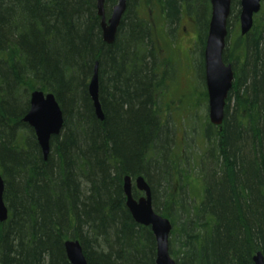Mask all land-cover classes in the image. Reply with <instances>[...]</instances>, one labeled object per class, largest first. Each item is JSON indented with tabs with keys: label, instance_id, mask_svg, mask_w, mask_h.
Segmentation results:
<instances>
[{
	"label": "trees",
	"instance_id": "1",
	"mask_svg": "<svg viewBox=\"0 0 264 264\" xmlns=\"http://www.w3.org/2000/svg\"><path fill=\"white\" fill-rule=\"evenodd\" d=\"M95 1L0 0V174L9 216L0 221V264H71L68 240L81 243L88 264H156L154 234L126 207V176L149 182L154 211L173 224L177 264H254L264 256V1L242 37L240 0H232L223 59L235 78L225 119L193 128L201 147L188 145L191 152L176 147L163 119L159 70L173 65L161 66L153 50L150 17L127 10L108 45ZM184 1L193 0H167L171 24ZM196 7L203 57L210 14ZM96 62L104 122L89 96ZM36 91L53 94L64 112L47 161L23 123Z\"/></svg>",
	"mask_w": 264,
	"mask_h": 264
},
{
	"label": "water",
	"instance_id": "2",
	"mask_svg": "<svg viewBox=\"0 0 264 264\" xmlns=\"http://www.w3.org/2000/svg\"><path fill=\"white\" fill-rule=\"evenodd\" d=\"M107 0H97V13L102 18L101 30L102 39L108 45L115 43L118 27L122 22L123 15L127 10V0H117L113 13L108 23L104 17L105 2ZM264 0H240L239 30L240 35L247 36L254 27V18L261 12ZM211 18L204 51V71L206 91L208 94V105L211 124L220 127L225 119L227 100L234 84V70L230 64H226L223 59L228 41V28L232 11V0H210ZM99 64L93 73V78L89 83V96L93 101L96 117L104 122L105 115L102 110L99 87ZM31 105L28 114L23 119V123L34 129L37 136L38 145L41 147L43 157L48 160L53 137L60 136L64 127V112H62L55 96L45 94L42 91L32 93L30 97ZM1 107V102H0ZM123 189L126 196V207L131 213L135 223L146 228L150 227L154 234L157 252L156 264H177L176 260L170 256V238L173 224L161 214L154 211L153 190L149 182L144 177L136 179V188L143 193V197L134 199L132 189V177H124ZM5 182L0 174V221L6 222L9 219L8 209L4 203ZM66 255L71 264H88L84 249L78 241L68 240L65 243ZM254 264H264V256L258 253L253 258Z\"/></svg>",
	"mask_w": 264,
	"mask_h": 264
},
{
	"label": "rangeland",
	"instance_id": "3",
	"mask_svg": "<svg viewBox=\"0 0 264 264\" xmlns=\"http://www.w3.org/2000/svg\"><path fill=\"white\" fill-rule=\"evenodd\" d=\"M194 1L195 0L191 2L192 5H188V3L184 1V5L181 6L180 10L183 11L184 8L187 9L190 8V6L192 7L191 10H193ZM200 8L202 7L200 6ZM200 8L196 7L192 13L197 24H195L189 16H184L180 26L178 28H172L173 39L170 36L168 38L164 33V35L160 33L157 34L159 36H156V33L154 35L156 48L160 53V57L163 58L164 54H166V57H169H167L168 62H172L173 65L172 71H170L167 76L169 81L165 83L166 86L161 95V103L163 107V116H168L172 111V116L169 117V121L172 130L175 132L174 140L178 148L185 145L184 148L187 149L188 145H193L195 148L199 149L201 147V140L196 139V135L193 134V128L199 129L202 127L204 121H209V105L208 98L205 94L206 84L204 83L203 57L198 47L197 50L194 48V50L188 53V48L192 46L188 38H194L197 29L200 33L204 31V23H201L199 16L201 12ZM139 10L143 16L149 17L147 15L149 9ZM205 20L206 15L203 22ZM182 26H187V36H184ZM170 41L174 42V48H172ZM173 50L174 54L172 53ZM176 67L179 68V70L174 72L173 69ZM182 93H187V96H181ZM192 135L193 141H190ZM187 152H191V150ZM198 188L200 187L198 186Z\"/></svg>",
	"mask_w": 264,
	"mask_h": 264
},
{
	"label": "flooded vegetation",
	"instance_id": "4",
	"mask_svg": "<svg viewBox=\"0 0 264 264\" xmlns=\"http://www.w3.org/2000/svg\"><path fill=\"white\" fill-rule=\"evenodd\" d=\"M166 2H167V0H127V10H131L133 13H135L136 16L140 15L143 18L147 19V17L143 16L140 13L139 9H149V11H147V15L150 17L149 24H151V27H152L151 33H152V35H155V33H156V36H159V35H157L159 33L161 35L164 33V34H166L168 36V38H169V36L172 38V33H173L172 28H174V27L178 28L180 26V24L182 23V21L184 19V16H189V18H191L192 21L195 22V24H197L196 19H194L193 16H192V13L194 11V9L191 10L192 7L187 8V9L184 8L183 11L180 10L178 19L176 20V22L173 21V24H171L170 23L171 21L169 19V15H168V12H167L168 4ZM116 3H117V0H107L105 2V5H104V7H105L104 17L106 18V23H108V21L110 20V17H111V15L113 13V9H114ZM128 4H130L131 6L129 7ZM195 4H205V7H204L205 10L204 11H206V13H208V15L210 14V18H211V15H212L211 7H212V5H211L210 0H195L193 5H195ZM206 4H207V6H206ZM182 5H184V3L180 2L179 6H182ZM188 5H190V4H188ZM96 6H97V0L95 1V7ZM128 7H129V9H128ZM127 10H126V12H127ZM96 13H97V7H96ZM125 16H126V13L123 15L122 21L125 19ZM97 17L100 18L98 16V13H97ZM209 21H210V19H209ZM101 24H102V18H100L99 30H101ZM120 27H121V24L118 27L119 30H118V32L116 34V37H117V35H118L119 31H120ZM182 30H183L184 36H187V26H184V27L182 26ZM208 30H209V28H208ZM101 36H102V30H101ZM153 39H154V37H153ZM198 39H199V37H198V29H197L195 37L194 38H188V41H190L191 45H192L191 48H188V53L191 52L192 50H194V48L196 47V44L198 42ZM170 43L172 45V48H174V45H173L174 42L170 41ZM153 50L156 51V54L158 56V60H160L159 62H161V66H162V63L164 64V63L168 62V58L169 57L167 56L168 57L167 58L166 54H164L163 58L160 57V53H159V51L156 48L155 39H154V43H153ZM179 50H181V49H179ZM172 53L174 54V50L172 51ZM203 56H204V53H203ZM168 63L172 64V62H168ZM173 70H174V72H177V70H179V68L176 67ZM170 71H172V70L170 68H168V67H165V66L163 68H161V70H159L160 73H162L163 75H166V79H167V76L169 75ZM174 75L176 76L175 73H174ZM166 81H169V80L167 79ZM181 96H187V93H182ZM30 105H31V102H30ZM171 112L168 114V116H166V117L164 116L163 119H165V122L169 121V119H170L169 117L172 116ZM33 131H34V129H33ZM34 134H35V132H34ZM136 179L137 178H134V179L132 178V189H133V194L136 191L138 192L139 196L136 199H139V198L143 197V193L140 192L136 188Z\"/></svg>",
	"mask_w": 264,
	"mask_h": 264
}]
</instances>
